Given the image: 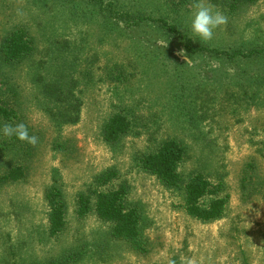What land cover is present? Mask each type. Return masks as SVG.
I'll use <instances>...</instances> for the list:
<instances>
[{
    "label": "rangeland",
    "instance_id": "obj_1",
    "mask_svg": "<svg viewBox=\"0 0 264 264\" xmlns=\"http://www.w3.org/2000/svg\"><path fill=\"white\" fill-rule=\"evenodd\" d=\"M110 2L167 19L200 46L231 53L264 48V0L234 11L231 0H201L226 17L208 42L189 31L198 0H102L99 15L81 1L71 11L65 0H0V46L25 27L36 45L33 60L44 64L41 80L50 77L53 62L68 83L79 81L80 98L77 122L60 124L49 111L55 104L40 94L33 60L0 66V100L9 98L7 80L19 94L22 118L15 124L38 137L35 146L0 145V171L7 165L27 171L24 180L0 189V264H264V86L258 83L264 57L203 52L189 58L177 37L151 26L104 30L101 22H114L105 10ZM115 112L130 117L133 131L108 144L102 129ZM168 139L186 146L183 181L200 172L224 182L230 196L224 217L188 216L184 188L169 189L140 168V159ZM109 170L119 175L113 186L126 184L129 204L141 211L142 252L112 238L111 224L94 212L77 215L80 196L93 203L96 179ZM52 188L66 204L67 225L56 237L48 232Z\"/></svg>",
    "mask_w": 264,
    "mask_h": 264
},
{
    "label": "trees",
    "instance_id": "obj_2",
    "mask_svg": "<svg viewBox=\"0 0 264 264\" xmlns=\"http://www.w3.org/2000/svg\"><path fill=\"white\" fill-rule=\"evenodd\" d=\"M65 1L69 2L65 7L73 4L70 8L71 11H74L77 7L74 5L75 1L87 2L93 7L92 14L98 15L99 11L96 8L98 7V3L102 2V0ZM254 2L256 0H231L229 8L234 11L241 4ZM103 7L104 3H101L100 9L102 10ZM105 10H107L108 16L114 22H101V27L104 30H116L122 27L121 25L125 29L151 26L167 37H177L189 58H193L194 55L203 52L208 54H225L229 59L240 55L243 59L251 60L264 57V48H253L247 53L242 48H238L231 53L217 48L200 46L195 43L190 35L169 20L155 18L150 15L147 16L143 13L121 10L113 2H110ZM85 15H88V13H84L83 15L73 13V16L76 18H83ZM96 16L93 15L94 18H98ZM87 20L89 21V19ZM35 54L36 45L33 37L25 27L17 28L5 37L1 43L0 66L5 69V67L11 68L22 65L27 61L33 60ZM33 61V64H31V69H33L34 73L33 77L36 81H42L41 67L44 64L35 60ZM185 63L188 64L187 62ZM49 68L50 77L47 80L46 78L43 79V83L38 85L41 89L40 94L42 98H50L53 104H55L53 108H49L50 110L47 109V111H54V116L57 117L56 120L60 124L75 123L79 117L80 98L76 97L74 90L77 88L79 81L72 79L68 83L66 81L67 76L60 69L58 70L53 62H51ZM4 82L5 86H8V99L11 101L8 99L0 100V125L15 124L22 118L17 106L19 94L16 88L11 85V82L7 80ZM258 83L264 86V76H262ZM133 124L125 112H115L107 119L103 126L102 134L104 141L108 144H115L123 136L133 131ZM14 138L0 135V145L3 146V144L9 143L13 147L16 146L15 143L19 139L14 140ZM3 151L0 152V165H2V158L5 157ZM186 156L187 149L183 143L177 139H168L162 142L156 150L141 158L139 166L143 171L155 176L162 185L169 189L184 188V202L181 208L188 216L202 222L221 219L227 213L230 204V196L226 191L224 182L222 180H213L200 172L195 173L187 181H183L179 168L185 161ZM26 176L27 171L23 166L7 165L0 171V189L7 184L20 182ZM118 176V173L113 170L99 175L96 179L97 188L94 190V202L92 203L90 198L84 195L80 196L77 215L82 218L90 212H94L100 220L111 224L112 238L126 242L135 250L142 252L144 248L141 240V211L139 208L129 204V188L126 184L113 186ZM46 201L49 207L48 232L50 237H56L65 230L67 225L66 204L63 200L62 192L58 188H52L47 193ZM71 259L73 260L72 257ZM66 263L68 261L63 262V264Z\"/></svg>",
    "mask_w": 264,
    "mask_h": 264
},
{
    "label": "clouds",
    "instance_id": "obj_3",
    "mask_svg": "<svg viewBox=\"0 0 264 264\" xmlns=\"http://www.w3.org/2000/svg\"><path fill=\"white\" fill-rule=\"evenodd\" d=\"M196 11L192 16L189 31L192 36L199 41L208 42L213 39L214 32L221 25L226 23V17L213 7L206 6L201 0L195 4ZM0 135L5 137H15L20 141H25L33 146L38 142V137L30 135L27 126L24 123L15 125L4 124L0 127ZM175 264V262H173Z\"/></svg>",
    "mask_w": 264,
    "mask_h": 264
}]
</instances>
